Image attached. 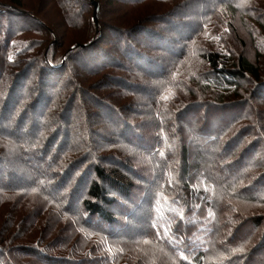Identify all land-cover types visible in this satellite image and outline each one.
<instances>
[{
    "label": "trees",
    "instance_id": "16d2710c",
    "mask_svg": "<svg viewBox=\"0 0 264 264\" xmlns=\"http://www.w3.org/2000/svg\"><path fill=\"white\" fill-rule=\"evenodd\" d=\"M9 1L0 264H161L143 233L168 264L223 248L244 254L221 264H264V57L233 24L237 0H200L201 15L190 0ZM210 14L233 20L227 52L206 40Z\"/></svg>",
    "mask_w": 264,
    "mask_h": 264
},
{
    "label": "rangeland",
    "instance_id": "374dc122",
    "mask_svg": "<svg viewBox=\"0 0 264 264\" xmlns=\"http://www.w3.org/2000/svg\"><path fill=\"white\" fill-rule=\"evenodd\" d=\"M2 1H4L6 3L10 2L9 0L8 1L7 0H2ZM2 1L0 0V3ZM190 1H193L194 4H191L190 7H188L186 9V13L189 12L191 14L193 13L194 15H196L197 13H199V15H201L204 11L207 10V7L208 6L206 7L205 6L206 3H203L202 2L204 0H202V1H200V0H190ZM94 2H96V3L99 4V2H97V1H93V3ZM235 6H236V8H238V10L240 12V17H239V20H236L234 23H233V20H232L231 17H229V19H227V21L225 22V24H221L220 21H222V18H215L214 19L213 16H212V14H210L208 16V20L209 21H208L207 25H205L206 28H207V30L205 31V33H206V40L209 41L208 43L214 44V46H219L218 48H220V49L224 50L225 52H227V49L225 48L224 43H222V38H224V39L227 38V35H225L224 33L228 32L230 30L229 29V22H230V20H232V23L234 25L238 22L239 27H242L247 33H249L251 36H253L254 46L256 45L258 48H260L262 50L261 52H262V55L264 57V54H263L264 53V35H263L264 33L262 34V32H261V29H262L261 26H264V0H237L236 3H235ZM94 8H95V6H94ZM0 13H3V15L0 16V18H3L4 17L6 20L7 19L8 20L10 19L9 15L5 13V9L3 8V6L1 7V5H0ZM99 13H100V11H99ZM195 20L196 19L194 18V21ZM4 25H7V23H4ZM1 28L2 27H0V29ZM240 32H241V30H240ZM244 38H245V36H244ZM249 51H250V49H249ZM12 55L10 56V58L12 57ZM261 62H262L263 70H264V61L262 60ZM35 71L38 73L39 66L36 67ZM89 110L91 112H95V113L97 111L96 109H93V108H89ZM89 121H92V119L90 118ZM120 126H121V124H118V121H117L114 124V129L121 128ZM115 127H117V128H115ZM121 129H123V128H121ZM82 131H84V130H82ZM82 135L83 134H81V135L78 134V137H77V134L74 132V135H73L74 138H72V142H71L72 144L74 143L72 145L71 157H76L74 155L75 154L77 155L78 152L79 153H82L81 152L82 149L80 151H78V149H77V152L75 150H73V149L78 148V145L79 144L77 143V141L79 143L81 142V140L83 139V136ZM95 139L99 140V138H97V137ZM83 141H84V139H83ZM9 151H10V155L12 157L19 156L18 151H16L15 148L10 149ZM249 155L250 154H248V156ZM201 173H203V172H201ZM27 174L29 175V173H27ZM123 203L125 204V208L127 210L133 208L131 205L126 204V202L123 201ZM142 209H143V207H142ZM136 213L139 214V216L141 217V214H142L141 209L138 210ZM121 217L122 218H119V219H123L124 223L126 224L125 227H127V223L129 221H130V224H132V225H134L133 223H136V222H134V221H132L130 219H127V218H125L123 216H121ZM163 218L160 219L161 221L158 223V228H161V227L163 228L165 226V221L167 220V218L165 216ZM97 224L98 223L96 222V225ZM136 225L137 224H135V226ZM121 227L123 228V226H121ZM136 228H137V226L132 228V233H135L136 234V230H135ZM144 230H145V228H143V232H144ZM124 231L127 232L126 229H124ZM140 234H142V233H140ZM160 234L162 236L163 235V232L160 233ZM136 235L135 236L130 235V236L133 237V239H134L135 237H137ZM142 236H143V238H142V241H143V252L145 254H147L151 259H153V260H155V259L159 260L160 259L161 262L159 261V263H161V264H164V263L165 264H168L169 261H173V259H171L167 255L168 253H165L164 252L163 246H160L159 244L152 242L149 239L148 235H146V233L145 234L143 233ZM140 237L141 236L138 235V238H136V242H140L141 241L139 239ZM124 240L125 241L127 240L126 237L122 241H124ZM228 241H229V239H225V241H223L224 247L227 246V244H228L227 242ZM223 249H224V252H226L224 255H222V256L219 255V256H216V257L214 256V258H212V260H213L212 262L214 264H221V263H223L222 262L223 260L229 261V260L233 259L238 254L241 255V256L244 254L243 252H239L236 249L235 250H230L229 248H223ZM227 250L230 253H227L228 252ZM163 256H166L169 260H166Z\"/></svg>",
    "mask_w": 264,
    "mask_h": 264
},
{
    "label": "water",
    "instance_id": "95a60500",
    "mask_svg": "<svg viewBox=\"0 0 264 264\" xmlns=\"http://www.w3.org/2000/svg\"><path fill=\"white\" fill-rule=\"evenodd\" d=\"M95 6V12H94V23L96 25L97 28H99V11H100V5L96 2L93 3Z\"/></svg>",
    "mask_w": 264,
    "mask_h": 264
}]
</instances>
